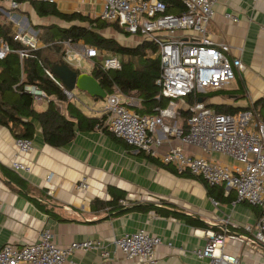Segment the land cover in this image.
Masks as SVG:
<instances>
[{
  "label": "crops",
  "instance_id": "1",
  "mask_svg": "<svg viewBox=\"0 0 264 264\" xmlns=\"http://www.w3.org/2000/svg\"><path fill=\"white\" fill-rule=\"evenodd\" d=\"M53 4L61 13L78 12L90 18H99L101 10V0H55ZM3 7L8 9L7 5ZM7 11L10 17L0 12V22L9 19L15 25H11L15 31L25 27L28 21H32L35 28L68 25L55 15L39 16L31 1H21L17 9ZM224 12L236 14L239 21H229ZM31 29L37 33V48L43 47L38 38L40 28ZM207 29L215 41L229 45L228 56L238 57L244 68L236 72L234 80L227 86L209 89L198 97H203L214 110L215 106H252V118L264 120V108L261 110L264 107V1L219 0ZM115 32L112 26L100 31L119 42ZM129 35L142 39L138 35ZM74 44L88 46L82 40ZM22 45V48L26 47ZM99 54L94 60L82 59L87 61L86 70L76 67V63L70 62V66L92 75L94 62H100L111 53L101 51ZM25 56H19L20 60ZM74 56L80 58L78 53ZM123 94L137 96L133 90ZM49 97L75 121L74 136L68 143L61 146L46 143L40 124L28 118L34 124V133L30 137L32 149L18 153L15 140L27 137H15L0 124V246L12 243L21 248L36 241L41 230L49 227L60 247L74 241L100 239L111 252L110 259H103L96 251L76 250L69 254L64 264H143L124 259L113 245L115 237L143 228L162 240L156 248L161 264H211L208 258L193 254L195 248L205 246L206 230L243 238L250 236L257 227L260 208L245 201L236 202L234 190L225 191L221 186H215L211 196L210 185L201 177L189 172L178 173L172 164L159 157H149L107 132L104 98L76 88L71 91L68 102L58 101L53 95ZM164 100L166 105L167 99ZM177 100L180 104L177 107L176 102L177 116L180 114L185 119L192 98ZM47 102L38 104L32 99L37 111L44 110ZM68 103L85 119L78 123L75 117L68 115ZM144 109L140 100L138 107L133 108L140 114L149 113ZM184 119L179 123L175 119L177 125H183ZM157 134L163 137L158 150L160 154L178 145L190 156L207 157L230 168L237 164L220 153H205L197 146L182 144L173 136H164L160 131ZM13 159L27 165L28 170L13 169ZM83 179L87 187L80 189L78 186ZM114 196L120 197L117 204L122 207L115 208L106 203ZM120 200H126V204ZM184 217L194 219V223L187 222ZM223 251L237 256L238 264H264V243L247 245L226 237Z\"/></svg>",
  "mask_w": 264,
  "mask_h": 264
},
{
  "label": "built area",
  "instance_id": "2",
  "mask_svg": "<svg viewBox=\"0 0 264 264\" xmlns=\"http://www.w3.org/2000/svg\"><path fill=\"white\" fill-rule=\"evenodd\" d=\"M21 1L25 0H0V12L10 17L7 10L17 9ZM177 1L182 8L173 7V11H168L169 6L163 0H101L100 20L118 24L129 34L138 35L156 45L155 54L160 57L159 76L155 80L160 88L157 97L167 99L166 105L156 107L154 113L140 114L133 110L138 107L140 99L133 95L125 96L117 85H113L112 91L106 92L104 98V124L107 132L127 146L149 157H159L163 162L172 164L178 173L189 172L201 177L210 186H221L225 191L232 189L236 202L245 201L260 208L257 227L250 236H226L222 232L206 230L205 246L193 250L196 257L208 258L211 264H238L237 256L223 251L226 237L247 245L264 243V120L251 118L250 112H216L204 101L198 102L196 97L187 106L188 115L184 124L177 125V99L188 95L195 97L209 89L225 87L234 80L236 72L244 68L238 57L228 56L229 45L215 41L207 29L219 0ZM224 17L233 23L239 21V17L230 12H224ZM30 29L27 25L18 27L13 35L14 40L26 46L15 50L20 57L38 46L37 33ZM62 45L66 53L64 59L69 64L70 54L74 59V53H78L80 59L89 60L100 55L94 46H75L68 41H62ZM9 51L14 50L0 39V59ZM75 66L80 68V62ZM99 66L103 70H119L122 64L119 56L110 54L100 60ZM45 71L63 87V92L69 98L71 94L62 83L49 69ZM22 90L38 104L50 100L49 95L35 84H24ZM158 131L164 136L179 139L182 144L197 146L205 153H220L237 164L230 168L207 157L190 156L178 145L160 154L158 150L163 137L157 134ZM15 147L18 153L30 151L32 140L17 138ZM11 167L19 171L28 170L27 165L17 159H13ZM78 187L86 188V181L83 179ZM120 201L126 204V200ZM161 243L159 236L143 228L125 232L113 239L115 250L124 259L143 264H161L156 256V248ZM76 250H92L103 259L111 258V252L100 239L74 241L60 247L54 241L51 229L44 227L36 241L21 248L12 243L1 245L0 264H64L69 254Z\"/></svg>",
  "mask_w": 264,
  "mask_h": 264
},
{
  "label": "trees",
  "instance_id": "3",
  "mask_svg": "<svg viewBox=\"0 0 264 264\" xmlns=\"http://www.w3.org/2000/svg\"><path fill=\"white\" fill-rule=\"evenodd\" d=\"M169 6L168 11H173V7H181L177 0H163ZM49 1H31L36 13L39 16L55 15L66 22L67 26L48 25L36 26L40 28L38 38L43 43V47L27 51V56L22 60L15 51L9 52L0 59V124L7 127L15 137H32L34 124L28 118H32L40 124L43 139L46 143L61 146L72 140L74 136L75 121L69 119L60 109L57 102L49 100L44 110L37 111L33 108L32 97L22 90L24 84H35L43 89L48 95H53L58 101L68 102V97L63 92V87L58 85L50 76L46 74L51 64L63 58L64 50L62 41L73 44L82 40L88 46H94L98 52L106 51L116 54L121 60V69L103 70L99 62L95 61L91 70L92 75L105 89L107 93L112 91L113 85L122 92L135 91L140 99V104L144 110L154 113L156 107L164 106L166 99L163 96L157 97L160 88L155 84L159 76L160 57L156 45L149 40H142L135 46H126L119 43L113 37H106L100 33L102 29L112 26L117 32L129 35L128 32L118 24H110L99 18H90L78 12L61 13ZM14 32L11 24L0 22V39L5 40L12 50L23 47L22 43L13 39ZM153 54H155L153 56ZM58 55V56H56ZM126 57V58H125ZM192 102L198 96L188 95ZM257 107V103L255 104ZM137 108V107H136ZM252 106H215L217 112H227L237 114L239 112L254 111ZM263 110V107H261ZM260 111V110H259ZM186 112L185 117L188 115ZM67 113L75 117L80 123L85 117L72 104H67ZM87 121L90 119L87 118ZM93 122V121H92ZM215 186H208V192L212 196ZM120 199L114 196L108 204L116 207ZM141 207L140 204H138ZM189 223H194V219L184 217ZM63 220L62 218H57ZM200 224V223H198ZM203 226H207L202 223Z\"/></svg>",
  "mask_w": 264,
  "mask_h": 264
},
{
  "label": "water",
  "instance_id": "4",
  "mask_svg": "<svg viewBox=\"0 0 264 264\" xmlns=\"http://www.w3.org/2000/svg\"><path fill=\"white\" fill-rule=\"evenodd\" d=\"M51 73L62 83L69 91L76 88L87 92L91 96L105 98L106 91L99 82L89 73L79 72L77 69L70 66L65 59H60L58 62L49 66ZM203 97H198L197 101H203Z\"/></svg>",
  "mask_w": 264,
  "mask_h": 264
},
{
  "label": "rangeland",
  "instance_id": "5",
  "mask_svg": "<svg viewBox=\"0 0 264 264\" xmlns=\"http://www.w3.org/2000/svg\"><path fill=\"white\" fill-rule=\"evenodd\" d=\"M15 13V12H14ZM8 23L10 22V24L11 25H13V26H15L9 19H7L6 20ZM5 21V22H6ZM27 28H34V29H36L35 27H33V24H32V21H28V24H27ZM13 30V29H12ZM13 31H15V29L13 30ZM116 36H117V38H118V40H119V42L121 43V44H123V45H126V46H135L136 44H138L139 42H141L142 41V39L141 38H138V37H133V36H130V35H125L124 33H119V32H115L114 33ZM82 44V43H81ZM62 50H64V52H65V48H64V46H63V49ZM56 56H58V55H56ZM66 57V53H64V55H63V58H65ZM63 58H60V59H63ZM126 58V57H125ZM59 59V60H60ZM80 62V66L82 67L81 69H83V70H86V69H88V64H87V61H85V60H82V59H80V58H76V59H74V57L72 56V54H70V59H69V62H71L72 64H75V63H77V62ZM176 102H177V107H179L180 106V104H179V100H176ZM264 108V107H263ZM177 121H178V123L179 122H181L182 121V119H184V117L183 116H181L180 114L177 116Z\"/></svg>",
  "mask_w": 264,
  "mask_h": 264
}]
</instances>
